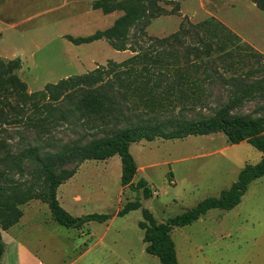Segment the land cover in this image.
Returning a JSON list of instances; mask_svg holds the SVG:
<instances>
[{
	"label": "rangeland",
	"instance_id": "obj_1",
	"mask_svg": "<svg viewBox=\"0 0 264 264\" xmlns=\"http://www.w3.org/2000/svg\"><path fill=\"white\" fill-rule=\"evenodd\" d=\"M96 1L0 0V58L21 60L17 74L27 84L29 94L37 95L48 84L100 67L108 69L116 63L122 65L116 72L130 70L129 84L138 89L132 93L140 92L129 101L130 110L124 111L131 115L133 110L139 116L145 112L146 118L165 122L214 114L233 97L241 80L244 84L260 82L264 87V11L253 0H155L161 9L159 15L144 28L140 24L130 30V49L126 51L115 50L106 39L81 45L68 39L105 31L124 15L122 10L110 14L94 10ZM151 1L143 0L150 9ZM183 26L192 32L173 39ZM216 26L227 31L217 30ZM229 32L232 37L227 35ZM203 42L212 46L209 54L201 53ZM134 57L137 61L128 63ZM146 69L151 80L140 84ZM155 83L160 87L151 91ZM172 83L177 88L175 94L164 95L161 89ZM233 112L264 116V91L244 99ZM103 126L97 119L84 123L73 119L47 129L40 143L49 137L62 143L87 142L102 136ZM20 130L22 136L1 135L6 144L23 146L9 150L14 154L21 153L35 137L32 131ZM131 153L140 167L134 182L146 180L152 187V197L145 199L142 190L136 192L122 185L119 155L84 161L76 174L58 188L57 196L62 207L75 217L116 215L136 199L141 208L114 217L112 223L66 228L54 220L46 203L38 199L24 201L19 205L22 219L12 227H18L20 233L15 235L17 239L13 237L16 242L5 240L2 264H72L85 251L90 253L76 264H162L146 252L139 227L144 220L143 210H149L158 223H165L204 199L220 197L238 181L247 165H257L263 157L247 141L232 144L223 132L142 140L132 144ZM65 167L74 168L75 164ZM34 170L30 164L13 171L0 165L2 179L8 175L17 183L18 192L13 198L21 199L23 190L32 183L42 189L43 180ZM0 231H4L1 226ZM171 238L179 264H264V176L249 184L237 207L210 210L191 225L175 227ZM27 252L37 256L34 262L25 256Z\"/></svg>",
	"mask_w": 264,
	"mask_h": 264
},
{
	"label": "trees",
	"instance_id": "obj_2",
	"mask_svg": "<svg viewBox=\"0 0 264 264\" xmlns=\"http://www.w3.org/2000/svg\"><path fill=\"white\" fill-rule=\"evenodd\" d=\"M253 1L264 11V0ZM150 3L151 9L147 8L143 0H97L93 4L94 10H101L104 14L122 10L124 15L105 31H97L89 37L69 36L68 39L75 45L106 39L117 51L129 50L130 30L140 24H142L140 27L144 28L151 18L160 13L158 11L161 9L156 6V1ZM218 28L222 29L221 26L215 27L219 30ZM222 30L227 31L224 28ZM190 32H192L190 28L183 26L173 39L179 40ZM227 35L232 37L230 32ZM196 36L200 37L198 32ZM158 41L159 43L167 42L166 40ZM203 44L205 49L201 53L209 54L212 46L205 42ZM192 51H199V48H193ZM135 52L138 51L135 50ZM137 59L138 57H134L128 63L136 62ZM121 66L111 63L108 69L100 67L85 75L63 79L57 84H48L39 94L31 95L27 90V84L17 74L22 67L21 60L17 58L4 61L0 58V153L3 154L0 156V165H6L9 171H13L30 164L34 167V172L43 180V186H39L41 190H38L36 183H32L23 190L22 198L17 199L12 197L18 192L17 183L8 175L5 180L2 179L4 174L0 172V184L2 183L0 185V226L6 231L18 224L23 215L19 205L33 199L46 203L54 220L66 228H80L90 222L107 223L111 220L113 214L107 213L75 217L66 211L58 200V188L71 179L76 174L78 166L86 160L103 161L119 155L122 163V185L136 192L142 190L145 199L152 197V187L146 180L141 179L137 184L134 182L138 165L130 148L132 144L142 140L154 141L158 137L182 139L188 136L223 132L232 144L247 141L263 154L262 160L257 165H247L240 172L238 181L220 197L204 199L195 208L165 223H158L149 210H143L144 220L139 223V227L143 231L146 252L159 258L162 264H179L171 238L172 230L175 227L193 224L210 210L234 209L240 204L249 184L264 176V116H243L233 112L240 102L246 98H255L259 92L264 91V87L260 82L244 84L241 80V83L236 85L233 97L214 114L201 115L197 119L173 118L165 122H157L152 118H146L145 112L139 116L136 111H130L131 115L124 111V108L130 110L129 101L132 102V98L136 94L140 95V92L135 95L132 93L138 89L137 87L132 89L129 84L130 70L115 71ZM146 72L145 77L143 74L144 80L139 79L140 84H147V81L151 80V74L149 75L147 69ZM112 73L113 75L110 76ZM159 87L160 84L155 83V88L150 89L153 91ZM176 90L173 83L161 89L162 93L168 96L174 95ZM73 119L80 123L93 119L101 120L104 123L102 136L73 144L58 142L56 138L49 137L44 144L40 143L44 140L43 134L47 129ZM21 128L32 131L35 137L33 143L21 149V153L14 154L9 150L23 146L6 144V140L1 135L22 136ZM53 147H58V150L49 151ZM42 150H48V152H42ZM67 164H75V167L66 168ZM141 207L139 199L130 201L118 211L117 216L124 217ZM4 250L5 245L0 231V260Z\"/></svg>",
	"mask_w": 264,
	"mask_h": 264
},
{
	"label": "crops",
	"instance_id": "obj_3",
	"mask_svg": "<svg viewBox=\"0 0 264 264\" xmlns=\"http://www.w3.org/2000/svg\"><path fill=\"white\" fill-rule=\"evenodd\" d=\"M54 10H58L57 8H53ZM54 10H51V11H54ZM132 146V145H131ZM130 150H131V148H130ZM133 155V154H132ZM135 158V157H134ZM136 160V159H135ZM137 162V161H136ZM138 165V164H137ZM140 169V167L138 166V170ZM84 216V215H83ZM114 217H118L117 216V214L116 215H113V217H112V219L111 220H109L108 222H111L112 223V221L114 220L113 218ZM22 219V218H21ZM21 221V220H20ZM19 221V222H20ZM107 222V223H108ZM91 223H97V222H90V223H88V224H91ZM19 224V223H18ZM99 224H106V223H99ZM87 225V224H86ZM61 226V225H60ZM18 231V227L14 230V228H10V230L8 229V231L6 230V231H2L1 233H2V237H3V242H4V245H5V250H6V247H7V244L5 243V240H8V239H10V241H15L14 239H17V235H19L18 233H20V232H17ZM16 235V236H15ZM93 235V234H92ZM13 237H14V239H13ZM102 238L103 237H101L100 239H101V243H102ZM44 239V238H43ZM104 239V238H103ZM16 242V241H15ZM14 242V243H15ZM100 243V244H101ZM17 244V243H16ZM18 246L19 247H22V245H20V244H18ZM99 246V245H98ZM44 248H45V246H44ZM5 250H4V253H3V256H2V258H1V260H0V264H2V262H3V258H4V255H5ZM90 252L89 251H85V252H83V253H81L80 255H78L77 256V258H76V260H75V262L74 263H72V264H76L80 259H82L83 257H85V256H87L88 254H89ZM27 255V258L29 259V261L30 262H34L35 260H33V257L34 258H37V256L36 255H32V254H30V252H27V254H25V256ZM19 258H20V256H18Z\"/></svg>",
	"mask_w": 264,
	"mask_h": 264
}]
</instances>
